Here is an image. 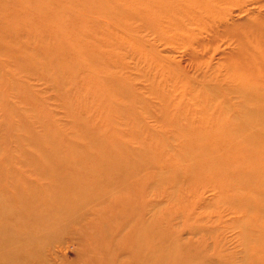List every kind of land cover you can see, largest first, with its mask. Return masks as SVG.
Wrapping results in <instances>:
<instances>
[{"label":"rangeland","instance_id":"obj_1","mask_svg":"<svg viewBox=\"0 0 264 264\" xmlns=\"http://www.w3.org/2000/svg\"><path fill=\"white\" fill-rule=\"evenodd\" d=\"M100 1L0 0V192L57 217L38 261L12 264H131L161 245L175 264H264L227 186L185 161V127L240 108L233 84L264 91V0ZM41 149L56 200L23 165Z\"/></svg>","mask_w":264,"mask_h":264},{"label":"bare ground","instance_id":"obj_2","mask_svg":"<svg viewBox=\"0 0 264 264\" xmlns=\"http://www.w3.org/2000/svg\"><path fill=\"white\" fill-rule=\"evenodd\" d=\"M73 1L80 7L83 5L92 7L96 12L104 11L100 0ZM155 1L159 0H149L148 2L156 7ZM168 1L177 2V0ZM257 31H264V26L260 24ZM253 62L255 64V61ZM253 62L237 64V67L242 72L246 67V72L250 74L254 71ZM232 86L230 92L239 97L240 108L235 110L236 112H232L229 106L222 105L215 112L216 114L222 110L217 117L218 119L215 118L213 112H211L210 117L203 116V119L209 120L206 127L197 129L185 127V161L191 166L198 163L197 167L194 168L197 172L192 174L196 179L207 176L212 171L214 177L223 183V189L224 186H227L229 193V195L226 193L227 198L232 199V202L245 212L246 224L243 228L245 241L255 244V240L250 235L251 228H255L259 232V240L263 244L261 249H264V166L261 163L252 162L250 155L251 151H264V91L248 86L246 83H235ZM212 98L211 100L215 101L214 96ZM203 112L209 116L210 107H204ZM230 112L232 113L230 114ZM182 127L177 124V126H173V129L179 131ZM28 145L31 149H39L34 143V137L29 139ZM45 154V151L41 149L40 153L36 155L37 157L32 156L30 160L26 161L28 163L23 165L35 171L37 179L50 180L54 190L52 194L54 193L56 200L58 187L56 181L59 179L57 154L50 158L46 157ZM200 170L205 171L200 172ZM7 178H9L8 175ZM6 188L15 191L13 179ZM14 196L21 205L19 210L14 208L8 196L6 197L0 192V261L5 262V264H12L15 259H19L22 263L29 259L38 261L40 246L48 240V222L55 223L57 217L54 215L53 218L52 216L45 218L40 213L36 203L30 199L29 203L21 199L18 200V193H15ZM59 211L61 210L58 209ZM26 228L29 235L23 234ZM260 252L259 256L262 257L264 251L260 250ZM151 253L153 256L139 258L141 260L135 259L131 264L176 263L174 259L163 256L165 255L163 245L158 249H153ZM159 254H162L163 257L159 258ZM253 264H257L256 261Z\"/></svg>","mask_w":264,"mask_h":264}]
</instances>
